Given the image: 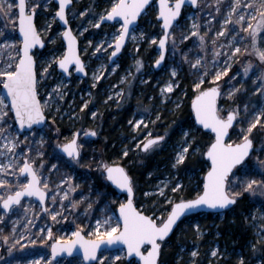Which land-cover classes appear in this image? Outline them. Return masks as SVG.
Returning a JSON list of instances; mask_svg holds the SVG:
<instances>
[{
    "label": "snow or ice",
    "instance_id": "obj_1",
    "mask_svg": "<svg viewBox=\"0 0 264 264\" xmlns=\"http://www.w3.org/2000/svg\"><path fill=\"white\" fill-rule=\"evenodd\" d=\"M50 3L52 0H0V19L5 21L4 28L0 29V88L5 93L0 95V225H4V228H0V245L7 252V258L0 255V262L22 264L20 260L9 258L14 249L22 251L28 247L27 244H21V240L28 239L33 245L36 243L30 235L34 221L29 214L39 218L35 211L37 208L52 221L59 223L58 217L66 220L65 212L77 210L88 201L83 212L89 224L88 238L83 234L84 228L78 225L71 237H61L50 245L51 259L46 264H53L57 256L63 253L72 256L77 246L82 250L83 260L87 264H105L106 260L115 264V261L121 260V253L138 258L139 264H163L162 247L178 227V223L182 222V217L207 209L223 219L245 193L253 197L258 194L264 196V159L260 158L264 155V137L256 148V137L253 135L258 128L264 131V0H159L156 26L161 31L159 39H150V44L157 45L159 49L155 66L161 67L168 52L173 57L179 54L183 63L189 66V74L194 77L192 91L195 95L191 101V109L195 124L209 138L206 151L201 152L207 171L201 181L202 190L194 198L185 200L181 197L177 200L166 195L169 181H161L155 191L144 193L145 196L162 197L159 204L163 211L159 215L155 202L151 214L134 205L133 178L118 161L109 163L100 160L95 167L105 181L115 186L120 193L126 194L125 200L115 210L107 203L106 194L98 190L94 193L95 200L89 197L72 199L70 194L75 193L79 185H73L72 177L68 174L58 183L50 179V174L58 172L59 168L55 164L45 168V152L42 149L46 140L42 134L38 141L34 139L39 131L34 126L45 124V110L56 100L63 99L64 93L60 91L61 85L57 84L42 103L38 85L50 75L49 69L53 65H56L61 74L68 76H71L70 69L73 66L76 73L88 75L86 64L77 48V38L70 28L58 33L67 42V51L59 56L52 55L38 75L36 58L42 55L39 50L44 49L46 44L35 19L38 9L47 11ZM57 3L58 9L52 19L55 21L58 18L63 25H68L66 10L73 0H57ZM151 3L152 0H113L110 8L99 14L94 22L89 20L90 26L97 29L105 22H116L119 25L111 39L106 37L95 46L93 55L112 49L109 60L113 61L128 39L137 41L133 26L142 14H146ZM186 6L188 11L185 20L191 21V24L185 30V25L180 20L182 9ZM79 15H87V10ZM201 19L204 20L203 24L200 23ZM9 24L12 26L11 30H7ZM50 27L49 24L44 31H48ZM87 31L88 28H84L80 35ZM143 36L144 33L141 32L140 38ZM193 37L196 39L188 46L187 52L179 47ZM49 42L55 44V37ZM91 43L88 41L89 46ZM194 49L198 51L194 57H190L188 52ZM83 51L86 54L87 48ZM237 64L241 66L242 73L238 70L229 75ZM136 65V71L139 72L143 67L142 62L137 60ZM107 70L102 65L101 69L93 71V88L105 78L104 71ZM171 76H177L176 68L171 70ZM125 82L126 79L121 80V83ZM249 82L253 86L251 94L258 97V100L225 108L222 101L243 96L248 92L245 85ZM177 87L178 82L170 81L161 89V95L172 93ZM115 95L122 97L123 92H116ZM107 99L111 100L113 96L109 95ZM88 103L89 101L84 102L81 111L88 107ZM92 115L95 118L96 113L93 112ZM159 119L160 116L157 115L156 120ZM155 122L151 121L153 124ZM128 124L136 133H139L141 126L148 127L143 117L130 119ZM84 135L94 137L97 133L88 131ZM166 135L153 136L151 131L145 133L143 139L137 135L133 137L139 140L135 149L145 154L157 151L163 147ZM79 136L80 133L77 132L70 140L55 146L68 158L63 162L65 167L81 162L84 144L78 142ZM189 136V132L183 133L184 144L175 155L172 163L174 169L189 159L190 150L191 155L200 151L198 145L193 147L195 138L190 139ZM129 151L125 147L120 153L121 157L127 158ZM253 159L255 164L251 162ZM182 187V183L177 181L172 184L170 191L177 193ZM25 198L29 199V203H24ZM32 198L38 204L31 203ZM48 201L52 207L47 206ZM65 201L69 204H65ZM112 203H116V200H112ZM94 204L100 205L95 209L100 215L94 218L93 227L92 218L88 214L94 210ZM116 211L118 216H115ZM9 222L11 227L8 234H3ZM245 222L249 223V217L245 216ZM250 226L254 229L255 239L248 247L256 255L264 252V212L259 217L253 214ZM20 229L23 231H19ZM44 231L45 229H40V233ZM196 231L198 238H201L203 234L198 225ZM47 239H53L51 227L47 228ZM117 245L123 246L117 253L98 257L102 246L111 249ZM198 255L197 250H192L188 264H199ZM210 255L212 258H217L218 255L226 258L228 254L226 251L220 253L216 247ZM182 259L178 258L177 264H181ZM27 264H40V261L32 260ZM236 264H247L245 256L238 255ZM257 264H264V259L257 261Z\"/></svg>",
    "mask_w": 264,
    "mask_h": 264
},
{
    "label": "rangeland",
    "instance_id": "obj_2",
    "mask_svg": "<svg viewBox=\"0 0 264 264\" xmlns=\"http://www.w3.org/2000/svg\"><path fill=\"white\" fill-rule=\"evenodd\" d=\"M74 5L69 9L68 18L73 27V30L77 37L80 40L81 47V55L86 63V68L88 70L87 78L77 77L73 75L70 79L64 74H61L58 71L56 65H53L52 68L49 69L50 75L47 76L46 79H43L38 85L39 95L42 100L47 99L48 93H52L53 89L56 88L57 84L61 85L60 91L64 93L63 99H58L52 104H50L49 108L45 110L47 115L49 116V122L46 127L43 129H39L38 134L34 137L35 140L40 139V135L42 134L46 140L44 144L43 151L45 152L44 162L45 168H49L51 165L55 164L58 166L59 171H53L50 174V179L54 183H58L60 179L64 178L65 174H68L72 177L71 183L73 185H79L77 191L75 193H71L70 197L75 200H79L83 197H89L91 200H95L96 196L94 195L95 191H101L106 194V201L109 203L112 209H118L119 203L125 200L123 195H119L118 193L114 194L109 190V183L105 181L95 170L96 164L98 161L103 160L102 152L99 150V141L101 140V136H98L95 139H88L85 137L84 133L88 131H96L100 130L101 123L98 124L99 118H101L104 111H111V109L119 106L124 107L125 104L130 105V100L134 99H144V102L141 105H137L132 111V116L130 119H140L143 117L145 122L148 123V127H154L157 123H161V112L164 111V105L166 103H171L173 106L172 112L177 110L182 106L184 102L185 92L180 91L178 95L174 96L177 88L174 89L172 93H167L165 96L161 95V89L165 87L167 83L170 81L178 82L180 85L181 77L186 71L189 74V66L186 63H183L179 54L175 57L168 52L167 54V63L165 65V74L161 75L159 78H156L155 83L152 86V91L156 90L157 93L154 92L149 93L147 97L145 94V90H142L140 87L146 88L148 84L152 81V75L155 71V60L159 57V51L157 50V45H151L150 39L157 38L159 39L160 28L157 27L156 15L158 13V7L154 4L145 14L144 18L141 21L139 27L135 29V35L137 36V41H132L130 39L127 51L124 55V60L122 59L119 63L111 67L109 65V54L112 49H109L108 52L97 53L93 55V51L95 46L104 41L107 37L111 39L112 34L119 27L116 24V27L113 25H105L100 27L99 29L91 27L88 23L89 20H94L98 18L99 14H101L105 9H109L113 0H73ZM58 9V5L55 3V0H52V3L48 4V10L44 11L43 9H38V15L36 17L38 30L41 31V35L47 43V47L44 50H39L42 55L36 58L38 66V75L42 71V68L46 66V61L50 60L52 55H62L66 52L65 44L62 41V37L58 35V33H62L64 30L60 26L59 21L56 19L53 21V16L55 10ZM87 10V15L81 17L79 13ZM188 9L185 10L182 19L180 22L185 25V30L187 27H190L191 21H186L185 16L187 14ZM73 13L76 15L74 16ZM200 23H204V20L201 19ZM5 21L0 19V29L4 28ZM51 25L48 31H44V29ZM11 24L8 25L7 30H11ZM84 28H88L87 32H84L83 35L80 33ZM141 32L144 33L143 38H140ZM55 37V44L50 43V39ZM196 38L193 37L192 40L186 42V44H181L179 47L184 51H188V46L192 44V42ZM88 41H91V46L88 45ZM106 46V45H105ZM137 47L139 51H137ZM87 48V53H84V49ZM197 49H194L191 52H188L190 57H194L197 53ZM201 55L203 53H200ZM99 57V59H98ZM140 60L142 62L143 67H141L140 71H136V61ZM103 65L104 69H108L104 71L105 78L100 80L99 83L96 84V87L93 88L92 84L94 83L92 79V74L94 70L101 69ZM176 68L177 76L173 78L171 76V70ZM55 69V71H53ZM241 71L242 68L239 64L234 65L232 71L229 75L237 71ZM164 71V70H163ZM122 79H126L127 82L121 83ZM189 79L193 83L194 77L189 74ZM114 80V81H112ZM223 84V81H221ZM101 85H106L105 91L101 90ZM248 88V92L243 96L238 95L235 100H223L227 105H223L225 108L233 106L234 104H243L245 101L254 102L258 100V97L252 96V84L249 82L245 85ZM123 92L122 97H118L115 95L116 92ZM152 94H154L155 98H153ZM0 95H4L2 88H0ZM112 95L113 99L108 100V96ZM154 99H158L159 102L157 104L152 103ZM85 101H89L88 107L81 111V108ZM107 101V103L105 102ZM119 102V103H118ZM113 105V107H108V105ZM179 104V107H177ZM59 109V110H57ZM147 109V111H145ZM95 112L96 116L93 118L92 113ZM159 115L160 119L156 120V116ZM151 121H156L155 124L151 123ZM87 125L83 127V125ZM60 127L59 130L56 128ZM63 129L67 130L65 134H63ZM141 129H144L141 126ZM140 129L139 133L133 132L131 130L132 136L127 139L119 137L122 141L121 145L116 146L118 149V154L121 160L125 159L121 157V151L127 147L129 151V156H132L131 159L126 160V167H130L131 163L134 162V156L141 157L142 152H138L135 149L136 143L139 142L138 139H133V137L139 136L140 139H143L144 134L149 132H142ZM197 127L195 123L193 124H182L177 121H172L166 127L162 129V134L166 135V141L163 143V147L154 151L150 154H146L147 156H153L157 154H161L163 152H167V157L163 158V164L157 165L155 170H153L149 174V178H151V182L149 183L145 192H153L157 189V186L160 185L161 181H169L168 188L169 190L166 192V195L172 196L175 199H179L183 196L184 192L187 190H202V183L204 175L206 174L207 167L202 169H187L186 171L180 172V166L178 168H172V163L174 162V158L176 153L181 149L184 144L183 133L185 131L190 133L189 138H195V144L193 147L197 146ZM82 131L83 135L80 137L78 142L84 144L81 153V162L78 165H72L70 167H65L63 162H66L68 158H66L62 152L57 149L55 146L57 143H64L67 140H70L72 136L77 132ZM101 132V131H100ZM253 135L256 137L255 147L258 148L259 141L262 137H264V131L259 128L254 131ZM235 139V137H233ZM199 146V145H198ZM114 145L112 144L111 148L113 149ZM200 151L195 155H190L193 159H202L201 156L202 148L199 146ZM206 151V149L204 150ZM115 153V152H114ZM264 159V155L260 157ZM118 161V160H115ZM112 162V161H111ZM121 163V161H118ZM255 164V160L251 161ZM39 163V161H38ZM110 163V162H109ZM47 174V173H46ZM258 178V177H257ZM177 181L181 182L183 187L177 193H172L170 188L172 184L177 183ZM107 185V187H106ZM144 192V193H145ZM143 194L136 195V203H140L138 208H141L144 212L147 210L153 209V202L156 203L157 215H159L163 211V207L159 204V200L162 197L157 196H145ZM247 198L248 202L253 206L250 214L247 215L249 217V223H246V230H249L250 236L253 238H249L246 243L243 245L244 248L236 247L238 244L237 240L231 241L230 243L227 241H219V238L222 236V232L220 231V227L225 220L234 216V211L227 212L223 219L220 218L219 215H216L212 218H208L207 215L202 214L197 218L188 219L185 221V227H181V235L185 238L188 235H191L193 238L188 239L190 244L189 248L182 247L183 251L177 256L178 258L182 257L181 264H188L191 259L190 252L192 250H197L198 260L200 263L209 264V261H212V264H236L238 255L245 256L247 260V264H257V261L264 259V252L257 253L253 255L250 251L248 245L254 241V229L250 226L251 216L255 214L257 217L264 212V196H260L259 194L255 197L250 196L248 193H245L240 199ZM183 198V197H182ZM239 199V200H240ZM112 200H116V203H112ZM31 203L38 204V202L32 198ZM87 200L84 204L80 206L79 209L74 210L72 212H65L64 216L67 217L66 220L58 217L57 219L60 221L59 223L54 222L48 217L46 213L39 212L37 208L35 211L38 214L39 218H36L31 213L29 214L30 218L34 221V226L31 227L32 239L36 240V243L33 245L30 240L23 239L21 240V244H27L28 247L24 248L22 251L19 249H14L12 257L10 260H20L21 262H27L30 260H39L40 264H46V261L51 259V248L50 245L55 242L56 239L61 237L68 239L71 237L73 231L77 230L78 225L84 228V234L87 237V233L89 231L88 220L84 217L83 212L87 204ZM24 203H29V199H25ZM65 204H69L68 201L64 202ZM47 206L52 207L51 202H47ZM70 206V205H69ZM58 207V205H57ZM100 205L94 204L93 211H90L88 216L91 219L92 226L94 227V218L99 216L100 213L95 211V209L99 208ZM115 216L117 215V211L115 212ZM16 219V217H13ZM208 222V228L205 223ZM232 223V221H230ZM9 224H11L9 222ZM8 227L4 229L3 234H8L10 229ZM199 226L200 232L203 234L201 238H198L196 227ZM51 227L53 233V239H47V228ZM0 228H4V225H0ZM40 229H45L43 233H40ZM245 230V231H246ZM23 231V229H20ZM246 231V232H247ZM219 234V235H217ZM218 247L219 252H227L226 258H220L218 255L217 258H212L210 253L213 248ZM109 253L115 254L117 251H106L101 255H108ZM0 255H3L7 258L6 249L0 245ZM100 255V256H101ZM121 260L115 261V264H139L137 261L126 262V255L121 253ZM177 258V260H178ZM3 264V262H0ZM53 264H84V260L82 257H72V258H60L58 260L53 261ZM105 264H112L111 260H106ZM177 264V261H176Z\"/></svg>",
    "mask_w": 264,
    "mask_h": 264
},
{
    "label": "trees",
    "instance_id": "obj_3",
    "mask_svg": "<svg viewBox=\"0 0 264 264\" xmlns=\"http://www.w3.org/2000/svg\"><path fill=\"white\" fill-rule=\"evenodd\" d=\"M182 79V77H181ZM154 81L150 82L146 88H143L144 90L148 91L150 93L151 87L153 86ZM185 88V92L187 94L186 98L184 99V106H182L177 112L172 114L171 116H168L166 121L173 120L177 121L178 123L182 124H193V112L191 109V101L192 97H194V92L192 91V82L189 78L186 79V81H182L180 84V89L178 91H181ZM148 93V94H149ZM143 102V100L139 101ZM223 105H227V103H224L222 101ZM108 116H103L100 118V123H105L106 131L102 134V138L99 141V150L102 152V157L105 162H111V161H121V163L126 166V160L131 159L132 156H128L127 158L121 160L120 156L116 154L117 150L116 148L112 149L111 146L115 140H117L118 133L110 131L111 125L109 126L108 123ZM107 125V126H106ZM87 125H83L85 127ZM57 130L60 129V127L56 128ZM155 131H157L156 128H154ZM198 131V139H197V145L201 146L202 151L206 149V145L209 142V138L207 135H205L199 128ZM64 132V129H63ZM117 145V144H116ZM115 145V146H116ZM115 152V153H114ZM167 152H163L161 154L153 155V156H147L145 153L140 154L141 157L134 156V162L131 163L130 167L128 169L130 175L133 178L134 186L136 188L137 194H143L149 183L151 182V178H149V174L155 170V167L157 165L163 164V158L167 157ZM206 161L204 158L202 159H193L191 155H189V159L185 161L183 165L180 166V172L186 171L187 169H202L205 168ZM109 190L112 191L114 194H116V191L109 185ZM197 191L195 190H187L183 194V199H192L196 196ZM138 203L137 205H139ZM252 205L248 202L247 198H242L238 201L237 205L234 207V216L231 218H228L225 220V222L222 223L220 227V231L222 232V236L219 238V241H227L231 242L234 240H237V246L238 248H244L243 245L246 243L249 238H253L250 236L249 230H246L245 216L250 214L252 210ZM147 214H151V210L146 211ZM185 221H182L174 233V235L165 242V245L162 248V256L161 261L163 264H176L177 256L181 252V248L185 247L186 249L190 247V244L188 242V239H192L193 237L191 235L186 236V238L181 235V227H185ZM232 221V223H230ZM208 222L206 221L205 225L208 228ZM247 232H246V231ZM127 262V261H126ZM199 264H205L200 263Z\"/></svg>",
    "mask_w": 264,
    "mask_h": 264
},
{
    "label": "flooded vegetation",
    "instance_id": "obj_4",
    "mask_svg": "<svg viewBox=\"0 0 264 264\" xmlns=\"http://www.w3.org/2000/svg\"><path fill=\"white\" fill-rule=\"evenodd\" d=\"M129 44V43H128ZM127 48H128V45H127V47L125 48V50H124V52L122 53V55L120 56V58L111 66L110 65V62H109V65L111 66V67H113L114 65H116L117 63H119L122 59L124 60V55H125V53H126V51H127ZM157 50L159 51V49L157 48ZM168 54V53H167ZM166 63H167V57H166V60H165V63H164V65L160 68V70H157L156 69V67L154 66V69H155V71L156 72H154L153 73V75H152V81L151 82H153L154 81V83H155V80H156V78H159L161 75H163V74H165V65H166ZM164 70V71H163ZM88 71V70H87ZM89 73V72H88ZM73 75V74H72ZM75 75V74H74ZM72 77V76H71ZM187 78H189V74L185 71L184 72V74L182 75V79H181V82L182 81H186V79ZM112 81H114V80H112ZM181 82H180V84H181ZM105 88H106V85H101V90L102 91H105ZM142 90H144L143 89V87H140ZM180 89V85H179V87L177 88V90H176V93H174V96L175 95H178V93L180 92V91H178ZM181 91H184L185 92V88L184 89H182ZM152 92H154V94L155 93H157V91L156 90H154V91H152V87H151V91H150V93H152ZM148 91H146L145 90V94H146V96L145 97H147L148 96ZM154 94H152V96H153V98H155L154 96ZM185 94H186V92H185ZM186 96H187V94L185 95V97H184V99L186 98ZM192 99H194V97H192ZM141 100H143V102H144V99H134V100H130V105H127V104H125L124 105V107H122V106H119V107H116V105H115V108L114 109H111V111H108L107 112V110L106 111H104V113L102 114V116L101 117H103L104 115L105 116H108L107 118H108V123H109V126L111 125V129H110V131H112V132H117L118 133V136H117V140H115L114 142H113V145H114V147H113V149L114 148H116V150H117V152H118V149H117V147L116 146H118V145H121L122 143V141L119 139V137H121V138H124V139H127V138H129L130 136H132V133H131V126L128 124V121L130 120V118H131V116H132V111H134L133 109L137 106V105H141V102H139V101H141ZM142 102V103H143ZM154 102V104H157L158 102H159V100L157 99H154L153 101H152V103ZM185 104H184V102L182 103V106H184ZM172 104L171 103H166L165 105H164V111L163 112H161V118H162V120H161V123H157V125H155L154 127H147V128H144V129H141V131L142 132H146V131H151L152 132V134H153V136H157V135H159V136H164L163 134H162V129L164 128V127H166L168 124H170L173 120H170V122L169 121H166L167 120V118H169L168 116H171L172 114H174V113H169V112H172V110H173V108H172ZM181 106V107H182ZM108 107H113V105H112V103H111V105H108ZM181 107H179L177 110H175L174 112H177ZM193 120H194V116H193ZM98 124H100V118H99V120H98ZM105 123H102L101 124V127H99L100 128V130H96L95 132L97 133V135L96 136H92V137H88V136H85L86 138H88V139H95V138H97L98 136H101V138H102V134L103 133H105V131H106V128H105ZM107 126V125H106ZM154 128H156L157 129V131H155L154 130ZM101 131V132H100ZM65 132H67L68 133V131L67 130H64V132H63V134H65ZM77 132H81V136L83 135V132L82 131H77ZM76 132V133H77ZM80 136V137H81ZM80 137H79V139H80ZM79 141V140H78ZM165 141H166V138H165ZM164 141V142H165ZM163 142V143H164ZM117 144V145H116ZM116 145V146H115ZM124 166V165H123ZM124 167H126V166H124ZM127 168V167H126ZM237 205V204H236ZM235 205V206H236ZM234 206V207H235ZM234 207L232 208V210H230V211H233V209H234ZM230 211H228V212H230ZM199 215H202V214H198V215H193V216H190V217H187L185 220H188V219H192V218H197ZM205 215H207L208 216V218L210 219V218H212V217H214V216H216V215H218V214H213V213H207V214H205Z\"/></svg>",
    "mask_w": 264,
    "mask_h": 264
},
{
    "label": "water",
    "instance_id": "obj_5",
    "mask_svg": "<svg viewBox=\"0 0 264 264\" xmlns=\"http://www.w3.org/2000/svg\"><path fill=\"white\" fill-rule=\"evenodd\" d=\"M55 3L58 5L57 0H55ZM154 4L157 5L158 10H159V0H152V3L149 5V8L146 9V12H147V11H148V10L154 5ZM73 5H74V1H73V3H72L71 5H69V9H70ZM69 9L66 10L67 18H68V12H69ZM185 9H187V6L185 7ZM185 9H182V15H183V12L185 11ZM144 16H145V14H142L141 17L138 18L136 24L133 26L134 29H136L137 27L140 26V23H141V21H142V19H143ZM181 18H182V16H181ZM57 20H58V18H57ZM68 20H69V18H68ZM58 21H59V20H58ZM35 23H36V26H37L36 19H35ZM59 24H60V26L63 28L64 31L67 30L68 28H70V29L72 30L73 35H75L76 38H77V48H78V51H79L80 54H81L80 40H79V38L77 37V35L75 34V32H74V30H73V27H72L70 21H69V24H68V25H63V23L60 22V21H59ZM109 24H116V22H105V23L102 24L101 26L109 25ZM37 28H38V27H37ZM129 40H130V39H128V40L126 41V43H125V45H124V48H123V49L121 50V52L117 55V57H116V58H113V61H114V62H113V61H110V65H111V66H112V65H113V64H114V63L120 58V56H121L122 53L124 52L125 48L127 47L128 43H129ZM62 41H63V39H62ZM63 43L65 44L66 51H67V42H66V41H63ZM45 44H46V47H47V43H46V42H45ZM46 47H45V48H46ZM45 48H44V49H45ZM157 48H158V46H157ZM44 49H40V50H44ZM166 57H167V53L165 54V60H166ZM81 59L84 61L82 55H81ZM84 62H85V61H84ZM164 63H165V61L162 63L161 67L164 65ZM85 64H86V63H85ZM37 66H38V63H37ZM155 67H156V66H155ZM161 67H160V68H161ZM160 68H157V67H156L157 70H160ZM58 71L60 72L59 69H58ZM70 71H71V73L74 72L75 76H77V77L86 78V77L88 76V75H84V74H81V73H76V72L74 71V66H73L72 69H70ZM86 71H87V68H86ZM37 73H38V70H37ZM60 73H61V72H60ZM87 73H88V71H87ZM64 75L67 77V79H70L71 76H72V74H71V76H68L67 74H64ZM2 91H3V93H4V90H3V89H2ZM4 95H5V93H4ZM38 95H39V90H38ZM39 98H40V95H39ZM40 99H41V98H40ZM41 102H42V100H41ZM45 115H46V122H45V124H44V125H41V126H34V127H37L38 129H43L44 127H46V126L48 125V122H49V116L47 115L46 112H45ZM193 116H194V113H193ZM194 121H195V117H194ZM197 126H198V125H197ZM198 127H199V126H198ZM79 133H80V136H81V132H79ZM80 136H79V137H80ZM88 137H92V136H88ZM254 147H255V144H254ZM62 154H63V153H62ZM63 155H64V154H63ZM64 156L66 157V155H64ZM66 158H67V157H66ZM127 171H128V170H127ZM108 183H109V182H108ZM109 184H110V183H109ZM111 187H112V188H113L118 194H120V195H124V196L126 197V194L120 193L118 189H115V186L111 185ZM25 199H27V198H25ZM34 199H35V198H34ZM186 200H188V199H186ZM133 201H134V205L137 206V204H136V189H135V187H134V197H133ZM137 207H138V206H137ZM233 207H234V206H233ZM201 213H214V212H210V211L207 210V209H200V210H198L196 213H188V214H187V217L192 216V215H198V214H201ZM214 214H217V213H214ZM117 215H119L118 211H117ZM184 219H185L184 217L181 218L182 221H183ZM180 223H181V222L178 223V227H179ZM178 227H176V228L174 229V232H173L172 235H170L169 239L174 235V233L176 232V230L178 229ZM83 234H84V233H83ZM84 235H85V234H84ZM85 237H86V235H85ZM86 238H88V237H86ZM169 239H168V240H169ZM122 247H123L122 245H117V246H114V247L111 248V249H105V247L102 246V247H101V251L98 252L97 255H98V257H100V255H101L102 253L106 252V251H118V250H119L120 248H122ZM162 248H163V247H162ZM161 256H162V254H161ZM65 257H68V258H72V257H82V258H83L82 250H80L79 247L77 246V249L73 252V255H72V256H68L67 253H63V254L57 256L56 260H58V259H60V258H65ZM126 261H127V262H132V261H137V262H139V261H138V258H135V257H127V256H126ZM84 264H87V262L84 261Z\"/></svg>",
    "mask_w": 264,
    "mask_h": 264
},
{
    "label": "bare ground",
    "instance_id": "obj_6",
    "mask_svg": "<svg viewBox=\"0 0 264 264\" xmlns=\"http://www.w3.org/2000/svg\"><path fill=\"white\" fill-rule=\"evenodd\" d=\"M9 227H11V224H9ZM20 231V230H19ZM32 261V260H30ZM28 262V261H27ZM27 262H22V264H27Z\"/></svg>",
    "mask_w": 264,
    "mask_h": 264
}]
</instances>
